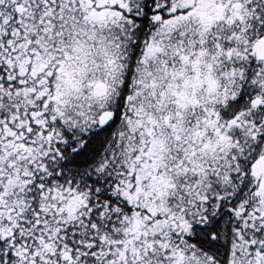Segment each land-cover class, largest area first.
<instances>
[{
	"label": "snow or ice",
	"instance_id": "6c2138e0",
	"mask_svg": "<svg viewBox=\"0 0 264 264\" xmlns=\"http://www.w3.org/2000/svg\"><path fill=\"white\" fill-rule=\"evenodd\" d=\"M0 264H264V0H0Z\"/></svg>",
	"mask_w": 264,
	"mask_h": 264
}]
</instances>
